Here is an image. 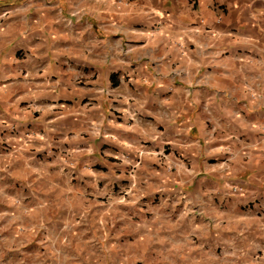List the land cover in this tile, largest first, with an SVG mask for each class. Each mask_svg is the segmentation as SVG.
Returning <instances> with one entry per match:
<instances>
[{
    "label": "crops",
    "instance_id": "1",
    "mask_svg": "<svg viewBox=\"0 0 264 264\" xmlns=\"http://www.w3.org/2000/svg\"><path fill=\"white\" fill-rule=\"evenodd\" d=\"M0 264H264V0H0Z\"/></svg>",
    "mask_w": 264,
    "mask_h": 264
},
{
    "label": "built area",
    "instance_id": "2",
    "mask_svg": "<svg viewBox=\"0 0 264 264\" xmlns=\"http://www.w3.org/2000/svg\"><path fill=\"white\" fill-rule=\"evenodd\" d=\"M232 190H235V188H232Z\"/></svg>",
    "mask_w": 264,
    "mask_h": 264
}]
</instances>
